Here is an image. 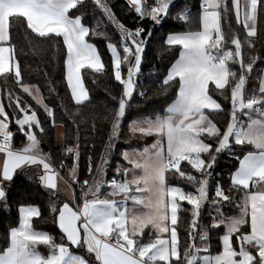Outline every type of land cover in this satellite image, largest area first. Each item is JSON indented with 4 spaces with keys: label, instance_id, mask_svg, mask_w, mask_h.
I'll return each mask as SVG.
<instances>
[{
    "label": "snow or ice",
    "instance_id": "1",
    "mask_svg": "<svg viewBox=\"0 0 264 264\" xmlns=\"http://www.w3.org/2000/svg\"><path fill=\"white\" fill-rule=\"evenodd\" d=\"M117 8L134 14L132 27ZM168 20L183 30L163 38L157 54L168 66L162 78L157 70L155 94L171 92L170 102L133 118L137 97L149 99L139 84L147 49ZM26 47L62 62L65 97L46 71L47 102L26 78ZM88 75L116 83L105 89L113 107L103 128ZM0 78V208L11 209L24 173L49 212L18 206L16 226L0 236V264H264V0H202L197 12L186 0H0ZM65 118L73 131L57 136L62 153L45 151ZM225 155L236 162L227 183L217 171Z\"/></svg>",
    "mask_w": 264,
    "mask_h": 264
},
{
    "label": "trees",
    "instance_id": "2",
    "mask_svg": "<svg viewBox=\"0 0 264 264\" xmlns=\"http://www.w3.org/2000/svg\"><path fill=\"white\" fill-rule=\"evenodd\" d=\"M115 3L116 0H113ZM186 2L190 5L193 12H197L199 10V5L201 0H186ZM120 5H125V0H119ZM117 15L120 17L122 22H124L127 26L132 27L135 24L133 19V13H124L121 12L119 8L116 9ZM233 25L235 26V20L233 17ZM223 23V22H222ZM182 27L173 20H168L167 23L163 27H158L155 32L154 36L151 40L150 46L147 49V58L146 62L142 66L143 75L139 78V84L143 87L140 89L146 93V96L149 99L145 100L144 98L137 97L136 105H138V110L133 111V118L142 115H148L151 113L152 109H160L162 106L165 105V102H170L168 100V96H171L172 93L170 92L168 96L158 95L155 94L157 88V79L156 74L157 70L159 71L160 77L162 78L165 68L168 66L167 59H161V57L157 54L158 51L161 49V45L163 43V38L172 32L182 31ZM109 34L113 36L114 39H118L114 29L111 26L108 28ZM92 42L97 43L98 48L101 50L102 56L106 62L110 60V56L107 53L106 44L102 40V38H93ZM25 52L27 53L25 56L21 57L22 61V68L24 69V73L26 78L30 80V82L40 84L41 92L46 98V102L52 99L51 96L48 95L47 87L42 80V73L47 72L52 79H54L57 84V92L59 97H65L66 94V85L63 82V64H57L55 60H53V52L49 49L47 51L41 50L40 48H25ZM61 61L63 57L59 58ZM257 67H261V65H257ZM253 75H256L254 70ZM3 78H0V88L3 87ZM86 87L89 88L90 94L93 98V106L96 109L98 114V118H100L99 127L103 128L107 122L102 119L104 115H106L105 105L107 107H113V103L108 99L107 92L105 91L106 88L111 87L112 90L115 92L116 83L109 77H95L88 75L86 76ZM258 83V81H257ZM249 86H254V83L250 81ZM212 86H210L211 88ZM29 100L30 103L33 104L34 107L37 108L38 114L42 112L35 105L34 101H31L30 98L25 97ZM56 107H59V99H57ZM217 119H223L222 117H217ZM63 136L68 135L73 131V125L71 121L65 118L63 121ZM58 132L57 129L51 130L49 136L42 141V147L45 151H53L57 155L62 153V148L60 143L57 141ZM22 137L17 136L14 137V143L19 145L20 140ZM72 142V141H69ZM153 142L152 138H147L146 140H141L137 142L133 140V144L139 143L140 146L145 144H151ZM96 143L98 145V151L100 146L99 138L96 139ZM51 146V147H50ZM119 147H127V145L121 143L118 145ZM97 151V155H98ZM56 157L54 156V160ZM86 154L82 151V158H81V165L79 169V176L81 179L87 178L86 173ZM66 163L69 161H65ZM235 161L230 158L229 156L225 155L222 157L220 161V165L217 169L218 172L222 174V178L225 183L228 182V173L231 169H233L235 165ZM61 174L65 175V170H61ZM111 174V171H110ZM23 204H38L41 206L42 213L45 217L49 216L48 207H47V200L43 190L40 188L35 176L26 175L24 173H20L14 180V184L11 189V198L10 204L11 209L9 211H4L0 208V236L6 233L8 226L11 224L12 226H16V222L18 221V206ZM34 226L38 229H42L48 231L59 238L60 233L51 222H42L37 218H34ZM41 251L44 252L45 249L41 247ZM213 251H215V239L213 240Z\"/></svg>",
    "mask_w": 264,
    "mask_h": 264
},
{
    "label": "crops",
    "instance_id": "3",
    "mask_svg": "<svg viewBox=\"0 0 264 264\" xmlns=\"http://www.w3.org/2000/svg\"><path fill=\"white\" fill-rule=\"evenodd\" d=\"M201 2H202V0H201ZM210 86H211V85H210ZM59 129H60V128L57 129V132L59 131ZM59 134H60V136H63V129H62V128H61V133L59 132ZM146 231H147V230H146ZM74 251H77V252H78V251H80V250H78V249H74Z\"/></svg>",
    "mask_w": 264,
    "mask_h": 264
},
{
    "label": "rangeland",
    "instance_id": "4",
    "mask_svg": "<svg viewBox=\"0 0 264 264\" xmlns=\"http://www.w3.org/2000/svg\"><path fill=\"white\" fill-rule=\"evenodd\" d=\"M59 132L61 133V128H60L59 131H58V135H60Z\"/></svg>",
    "mask_w": 264,
    "mask_h": 264
}]
</instances>
